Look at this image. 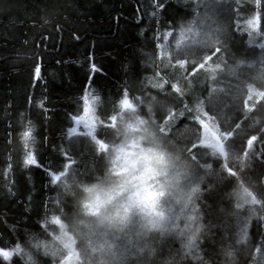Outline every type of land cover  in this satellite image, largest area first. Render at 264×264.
Returning a JSON list of instances; mask_svg holds the SVG:
<instances>
[{
  "label": "trees",
  "instance_id": "1",
  "mask_svg": "<svg viewBox=\"0 0 264 264\" xmlns=\"http://www.w3.org/2000/svg\"><path fill=\"white\" fill-rule=\"evenodd\" d=\"M246 1L238 2L235 17L242 42H264V3L256 28L255 6ZM198 11L193 0H0V264H19L14 249L25 231L36 228L46 214L51 218L61 210L57 182L51 181L50 172L59 173L71 161L77 162L82 174L100 167V143L111 137L115 123L110 117L122 113L119 103L125 96L141 112L156 98L153 119L161 127L171 121L165 133L184 146L189 159L195 156L204 170L202 204L209 232L201 244V258L222 264L219 250L232 244L236 264H264L260 255L264 209L248 205L246 224L244 219L235 227L217 213L221 198L226 199L227 185L216 175L224 161L206 157L208 147L200 143L201 121H208L210 76L219 78L218 70L210 69L234 62L226 57L222 60L228 64H221L213 51L205 69L197 70L192 63L184 69L170 57V35L187 26ZM164 39L165 51L160 49ZM91 66L96 68L93 74ZM87 93L98 121L94 136H67L72 118L83 111ZM253 101L239 102L229 117L219 119L221 128L231 126L241 155L242 145L251 148L247 141L252 137H257L255 153L264 150L260 143L264 103ZM29 154L35 163H26ZM260 180L259 185L251 180L252 190L257 200H264V173ZM241 235L237 244L235 237ZM176 246L171 236L162 237L155 258H167ZM73 264H78L77 258Z\"/></svg>",
  "mask_w": 264,
  "mask_h": 264
},
{
  "label": "clouds",
  "instance_id": "2",
  "mask_svg": "<svg viewBox=\"0 0 264 264\" xmlns=\"http://www.w3.org/2000/svg\"><path fill=\"white\" fill-rule=\"evenodd\" d=\"M255 79L264 83V74ZM157 110L148 101L143 112L117 113L106 148L98 153L100 167L82 174L74 165L57 181L62 208L53 215L56 220L46 214L25 231L19 264H64L73 254L78 264H210L200 256L209 232L204 170L182 144L161 132L152 115ZM204 155L217 157L209 146ZM219 159L224 161L216 170L220 179L231 157ZM220 180L227 185L226 199L216 211L235 227L249 215L239 198L242 181ZM164 236L177 246L157 260V241ZM219 255L222 264H236L228 244Z\"/></svg>",
  "mask_w": 264,
  "mask_h": 264
},
{
  "label": "rangeland",
  "instance_id": "3",
  "mask_svg": "<svg viewBox=\"0 0 264 264\" xmlns=\"http://www.w3.org/2000/svg\"><path fill=\"white\" fill-rule=\"evenodd\" d=\"M193 1L199 7V11L195 19L189 21L187 26L181 28L173 35H170L168 39L170 57L176 64L177 58H174L173 54L177 56L191 54L193 59H196L208 50V47L213 41H219L224 51L221 53L218 62H221V64H228L225 60H222L228 57L229 60H232L234 63L228 64L227 66H236L235 75H230L225 71H221L225 67H220V69H218L219 78L212 79V89L209 91L208 99L205 102L206 108L209 111V113L207 112L208 121H201L202 133L200 137V143L203 141L201 144L208 147V145L213 142V137L219 139L217 130H224L221 128L222 123L219 119H222L221 117H229L234 108L238 107L239 102L245 104L248 101L254 100L257 102L258 100V102L263 101L264 103V97L260 95V93H264V83L255 80L256 76L261 74L262 70H264V42H242V35L237 29L235 17L237 14L238 2L244 0ZM246 2L255 6L254 13L257 14L256 18L258 20V22L255 23L257 28L259 26V18L261 17V5L264 3V0H247ZM252 28H254V26H252ZM197 33H200V37L197 42L193 43ZM247 35H249V38H252L251 33L248 32ZM166 39H164L160 45V49L163 51L166 50ZM213 51L215 52V49H213L211 53ZM188 63H192V60H189L185 64L183 67L184 69L187 67ZM205 64L196 65V69H205ZM90 71L91 74H93L96 72V68L91 66ZM156 100V98L152 97V102L154 104ZM83 101V111L80 115L72 118V126L66 131L67 136L76 134H84L90 137L94 136L98 121L94 114L93 98L91 94L87 93ZM125 101L127 104L131 105L130 108L125 106ZM139 101H141V98H139ZM142 104L141 101V105ZM119 106L121 108L120 112L122 113L132 109H139V105L127 99L126 96L120 100ZM112 117H114V119H111V124H114L116 116ZM52 174L58 173L50 172V176ZM75 258L76 256L74 254L71 255L64 259V264H73Z\"/></svg>",
  "mask_w": 264,
  "mask_h": 264
},
{
  "label": "snow or ice",
  "instance_id": "4",
  "mask_svg": "<svg viewBox=\"0 0 264 264\" xmlns=\"http://www.w3.org/2000/svg\"><path fill=\"white\" fill-rule=\"evenodd\" d=\"M162 3H160L158 5V7H162ZM200 37V33H197L194 37V42L198 41V38ZM45 39H47L45 37ZM213 49H215L214 52V57L219 58V56L221 55V53L224 51V48L221 46L219 41H213L210 46L208 47V50L200 57L193 59V57L191 56V54H187V55H182V56H177L175 54H173L174 58H177V64L179 65V67H184L185 64L189 61L192 60V66L195 68L196 65H203L205 63H207L210 59L208 53L211 52ZM220 69V64L217 63L215 65L214 69H210V71H216ZM38 71V69H37ZM221 71H225L230 75H235L236 72V66L235 65H231V66H225L224 69H222ZM261 74H264V70H262ZM214 76H210V79H214ZM256 80V79H255ZM177 86L173 85V88L175 89ZM214 95V93H213ZM260 95L262 97H264V93H260ZM125 106L126 107H131V105L127 104V102L125 101ZM208 103V101H207ZM110 119H114V117H110ZM171 125V121H169V123L163 127L160 126V130L161 132L165 135V136H169L168 133H165V128L166 127H170ZM87 126V125H86ZM230 125H226L224 127V130H217V135L219 137V139H216L215 137L212 138L213 142L211 144H209L208 146L212 148L213 152L215 154H217V158L219 159L220 156H223L225 158V160H227L229 158V156L231 157V162L225 163L224 167H223V176L220 177V179H223L225 181H231L233 179H236L237 177H240L241 179V185H240V194H239V198L243 201L244 204L247 205H256V204H260L261 208H264V200H257L254 195H253V190H252V183L251 180L255 179L256 184L259 185L261 183L260 180V174L264 173V150L260 151V153L257 155L255 153V147H254V141L257 140V137H252L251 139H249L247 141V144L251 146V148L248 147H243V145L241 146V149L244 153V155H241V150H238L235 148V140L232 139L234 137V133L233 131L230 130ZM261 135L264 136V130H261ZM29 136V131L26 130L23 132V137H28ZM201 143H203V141H201ZM261 143V147L262 149H264V139L260 140ZM100 148L101 149H105L106 148V144L104 143H100ZM193 161H196V157L193 156ZM26 163L28 164H32L35 163V161L33 160L31 154H29ZM77 165L76 161H71V165L70 164H64L63 165V170L60 171L58 174H52L51 175V181L53 183H56L62 176L66 175L69 168ZM204 167H209V165H205ZM226 173V176H225ZM245 173H249V175H245ZM237 208H240L241 205L237 204L236 205ZM251 214V210L249 209V215ZM53 220H56L55 216L51 217ZM244 223L246 224V219L244 221ZM242 231V230H241ZM243 239V235H241L238 240H236V243L239 244L240 241ZM229 247H232V244H228ZM14 251L16 253H19L20 251V247L19 244L16 245ZM231 254V253H229ZM2 255L7 258L9 256L8 252H3ZM260 255L261 257H264V245L261 246L260 249ZM70 257V256H68ZM66 257V258H68ZM253 264H255V261L253 262Z\"/></svg>",
  "mask_w": 264,
  "mask_h": 264
}]
</instances>
